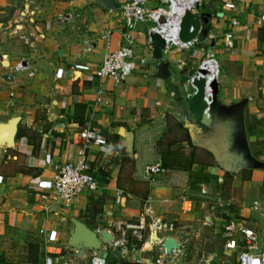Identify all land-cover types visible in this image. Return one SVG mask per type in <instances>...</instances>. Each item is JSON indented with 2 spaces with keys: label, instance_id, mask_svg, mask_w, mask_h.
I'll return each mask as SVG.
<instances>
[{
  "label": "crops",
  "instance_id": "0c3cea01",
  "mask_svg": "<svg viewBox=\"0 0 264 264\" xmlns=\"http://www.w3.org/2000/svg\"><path fill=\"white\" fill-rule=\"evenodd\" d=\"M124 1L0 0V123L19 118L13 145L0 142V239L38 236L42 253L44 240L59 232L65 252L71 219L90 222L86 207L93 200L99 206L91 229L114 230L134 222L149 202L163 222L181 229L208 226L222 242L227 226L239 238L237 228H250L264 251V27L257 24L263 0H202L200 13L210 15L204 25L208 32L197 36L192 49L170 54L163 78L157 75L146 26L137 25L136 56L147 62L111 89L93 70L123 45ZM156 2L149 0V7ZM208 50L221 69L217 105L242 104L246 145L233 140L228 154L242 157L245 166L233 172H225L207 147L190 138L198 119L188 110L186 81ZM20 60L28 69L13 72L10 67ZM76 64L89 69L76 70ZM6 74L11 82L2 79ZM233 114L225 116L233 122ZM87 129L106 141L85 152L95 173L108 172L107 182L69 208L45 207L40 197L52 180V166L77 160L83 150L78 134ZM120 129L133 135L131 153ZM154 163L164 172L147 182L141 170ZM202 182L207 196L199 194ZM37 264H43L42 257Z\"/></svg>",
  "mask_w": 264,
  "mask_h": 264
},
{
  "label": "built area",
  "instance_id": "2783aa9c",
  "mask_svg": "<svg viewBox=\"0 0 264 264\" xmlns=\"http://www.w3.org/2000/svg\"><path fill=\"white\" fill-rule=\"evenodd\" d=\"M156 6L149 7V0H125L120 7V15L124 22L121 32L123 45L104 55L98 67L93 70V76L99 83L109 82L111 89H117L139 66L147 62L146 58L136 56L135 38L133 32L137 25L146 26L147 41L151 45L150 35H159L165 43L162 49V58L155 60L158 64H171L170 54L192 49L197 43V37L189 42H182L179 38L181 20L187 12L200 14L199 7L202 0H156ZM233 24L235 22L233 21ZM257 24L264 27V0L263 11L257 18ZM192 31V28H190ZM109 34L106 33L105 36ZM232 34L225 35V44L231 45ZM88 48L87 51H90ZM180 62V60H177ZM219 64L212 50H208L200 59L195 71L187 77L186 85L190 89L189 98L201 92L206 106L212 103L213 84H217L220 74ZM14 72L26 71L28 64L20 60L10 67ZM76 70H88L84 65L76 64ZM212 78L202 82L200 90L195 86L199 78ZM204 80V79H203ZM214 81V82H213ZM100 92H98V95ZM83 150L76 161L55 163L52 166L53 176L51 182L43 185L41 199L48 208L51 203L60 207L69 208L73 201L82 195H91L99 191L100 186L95 179V169L89 160L85 148L92 144L105 145L106 141L94 130H84L78 134ZM159 163L145 165L141 170V178L153 182L154 178L163 173ZM199 194L207 196L208 187L205 182L199 184ZM185 200V196H180ZM144 206L134 222L122 224L114 230L111 226L96 227L94 232L101 239V231L112 234V240L103 242L101 249H88L84 255L74 254V260L67 259L59 232H53L44 240L43 264H185L182 259L183 251L179 237L185 233L172 223L163 222L149 202ZM241 237H234L233 227L227 226L223 236L222 246L225 251L235 253L234 259L223 261L221 264H264V251L259 246L258 236L250 228H237ZM167 233V234H166ZM173 238L178 247L166 253L164 241ZM103 252V254H102ZM151 253V256L145 254ZM216 259L202 260L197 264H214Z\"/></svg>",
  "mask_w": 264,
  "mask_h": 264
},
{
  "label": "water",
  "instance_id": "95a60500",
  "mask_svg": "<svg viewBox=\"0 0 264 264\" xmlns=\"http://www.w3.org/2000/svg\"><path fill=\"white\" fill-rule=\"evenodd\" d=\"M110 1V0H109ZM210 15L206 14H191L187 12L181 20L179 38L182 42H189L196 38L198 35L205 36L208 30L204 25L208 24ZM192 28V31H190ZM151 40V53L154 60L162 58V49H164V40L157 34L150 35ZM4 65V64H3ZM5 67H8V63ZM167 63L159 64L157 74L159 77H166ZM4 81H12V76L9 74L3 75ZM200 82L196 81L195 86L200 90ZM212 93V103L206 106L203 101L201 92L193 94L188 101V110L195 115L198 119L197 131L190 134V138L196 143H200L202 147H207L216 157L217 162L224 169L225 172H233L238 166L244 167L242 157L236 155H229V150L234 146L233 142L237 139L245 146V135L242 127V104L236 105L232 108L221 107L217 105V84L214 83ZM233 112V122L225 115ZM19 118H15L8 124L0 123V142L8 145H13L14 138L17 133V126ZM119 134L125 136L129 143V153H131V146L133 143V135L130 132L119 130ZM230 134H233L231 139ZM235 138V139H234ZM234 140V141H233ZM222 153V154H220ZM72 228L68 233V241L65 250L73 252L77 256H82L88 249H101L103 242L112 240V234L101 231L100 236L89 228L84 222L78 219H71ZM178 247V244L173 238H166L164 241V248L166 253Z\"/></svg>",
  "mask_w": 264,
  "mask_h": 264
},
{
  "label": "rangeland",
  "instance_id": "374dc122",
  "mask_svg": "<svg viewBox=\"0 0 264 264\" xmlns=\"http://www.w3.org/2000/svg\"><path fill=\"white\" fill-rule=\"evenodd\" d=\"M219 70L220 74L217 79V85L220 83L222 78L221 69L219 68ZM182 230L185 231V233L182 235V237H179V241L183 246L182 259H184L183 261L185 264H197L202 260L203 256L204 260L214 257V259H216L214 264H220L225 259L232 258L230 252L222 249V239L220 236L216 237V234H213L208 226L207 228H200L199 225L195 224L190 227V229L182 228ZM40 241L41 240L38 236H31L28 234L7 235L5 238L0 239V260H5L16 264H24L27 251L30 253H34L35 251L34 247L31 245H38L39 248L41 243ZM203 242H206V244L202 245L201 243ZM64 254L67 259H72L76 262V260H74L73 252L67 251L66 253L65 251Z\"/></svg>",
  "mask_w": 264,
  "mask_h": 264
},
{
  "label": "trees",
  "instance_id": "16d2710c",
  "mask_svg": "<svg viewBox=\"0 0 264 264\" xmlns=\"http://www.w3.org/2000/svg\"><path fill=\"white\" fill-rule=\"evenodd\" d=\"M176 144V142H175ZM182 159V158H181ZM183 162V161H180ZM170 164H164L163 166L167 167ZM95 179L97 180L99 186H104V184L107 182L108 180V172L107 171H98L95 173ZM98 206H99V201L98 200H93L91 202V204H88L86 207L87 212H89L88 218L90 219V222L85 221L86 225L89 228L91 227V224L94 223V221H96V218L98 216ZM91 223V224H90ZM34 247L35 251L34 253H30L29 251H27L26 254V259L24 261V264H37L39 262V260L42 257V260L44 258V252L42 251V253H40V250L38 248V245H31ZM1 256V255H0ZM0 264H16V263H11L5 260H0Z\"/></svg>",
  "mask_w": 264,
  "mask_h": 264
},
{
  "label": "bare ground",
  "instance_id": "6f19581e",
  "mask_svg": "<svg viewBox=\"0 0 264 264\" xmlns=\"http://www.w3.org/2000/svg\"><path fill=\"white\" fill-rule=\"evenodd\" d=\"M6 64H7V62L5 61V62H4V65L6 66ZM203 79H204V80H203ZM198 80H199V82H200V84H201L202 82H208V81L212 80V78L205 79V78H203V77H200ZM213 82H214V81H213Z\"/></svg>",
  "mask_w": 264,
  "mask_h": 264
}]
</instances>
